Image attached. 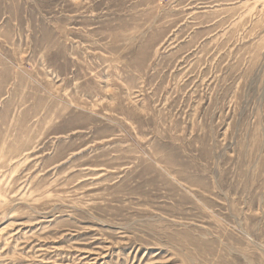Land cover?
Here are the masks:
<instances>
[{
	"label": "rangeland",
	"instance_id": "rangeland-1",
	"mask_svg": "<svg viewBox=\"0 0 264 264\" xmlns=\"http://www.w3.org/2000/svg\"><path fill=\"white\" fill-rule=\"evenodd\" d=\"M0 264H264V0H0Z\"/></svg>",
	"mask_w": 264,
	"mask_h": 264
},
{
	"label": "bare ground",
	"instance_id": "bare-ground-1",
	"mask_svg": "<svg viewBox=\"0 0 264 264\" xmlns=\"http://www.w3.org/2000/svg\"><path fill=\"white\" fill-rule=\"evenodd\" d=\"M4 176V175H3Z\"/></svg>",
	"mask_w": 264,
	"mask_h": 264
}]
</instances>
